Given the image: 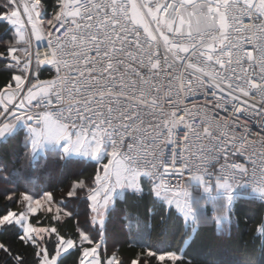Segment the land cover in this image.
I'll return each mask as SVG.
<instances>
[{
  "label": "snow or ice",
  "instance_id": "1",
  "mask_svg": "<svg viewBox=\"0 0 264 264\" xmlns=\"http://www.w3.org/2000/svg\"><path fill=\"white\" fill-rule=\"evenodd\" d=\"M46 4L0 0L7 33L0 62L10 70L0 89V146L20 142L23 132L33 153L52 151L61 162L76 154L99 168L70 185L61 201L52 192L37 197L25 190L13 203L31 201L27 213H0V236L14 230L34 249L37 264H124L116 252L101 251L107 253L103 238L116 190L159 203L162 222L175 213L187 225L183 243L190 245L199 235L188 227L198 210L185 184L203 196L225 193L227 216L217 218L223 231L232 216L233 184L244 180L264 190V0H54L50 16ZM249 153L250 163L238 162ZM82 191L95 235L78 219L75 237L32 223L44 203L50 213L57 205L53 220L74 219L63 201ZM141 223L126 214L119 220L130 234ZM258 232L264 238V223ZM53 238L50 251L44 241ZM0 250L11 252L4 244ZM145 255L183 261L177 252L149 248ZM234 264L254 261L245 254Z\"/></svg>",
  "mask_w": 264,
  "mask_h": 264
},
{
  "label": "trees",
  "instance_id": "2",
  "mask_svg": "<svg viewBox=\"0 0 264 264\" xmlns=\"http://www.w3.org/2000/svg\"><path fill=\"white\" fill-rule=\"evenodd\" d=\"M53 3L54 0H47L45 10L49 16ZM6 38L7 33L3 27H0V41ZM3 47L0 43V49ZM9 75L10 70L5 67L3 62H0V89L9 82ZM41 78L47 79L49 74L43 72ZM20 129L21 127H18V131ZM25 138L22 132L20 142L0 146V176L5 179L10 177L7 183H0V213L8 210L19 211L21 205H15L13 200L20 197L18 192H25L27 185L40 188L41 191L37 194L39 196L44 192H52L54 199L61 201L63 192L70 185L77 180H89L96 172L95 164L69 159L61 162L55 158L56 154L52 151L29 163V157L26 155L27 148L23 145ZM5 165L8 167L7 172L4 170ZM22 172L24 175L20 176ZM12 174L16 178L15 183L11 179ZM55 174L58 175V178L50 180V176ZM27 178H32L33 183H26ZM236 188L240 189L241 187ZM241 189L243 190V188ZM6 191L12 193L11 199L6 198ZM243 192L250 191L244 189ZM117 200L115 210L109 215L110 224L107 235L103 238L106 240L107 253H103L102 246V255L116 252L124 264H127L130 258H140L145 261V264H171L168 261L172 259L170 256L151 257L145 255L146 251L151 248L161 254L183 253L181 264H234L245 254L252 256L254 264H264V248H262L264 238L258 232L260 224L264 223L263 200L246 195L237 197L232 208L230 223L224 226L223 231L214 220L209 223L189 225L188 227H194V234L196 229L199 232L195 242L190 245L183 243L187 225L178 220L175 213L162 222L160 219L161 205L150 197L137 200L131 196L125 198L124 195H121L117 197ZM63 202L67 203V207L74 213V219L69 220L66 218V214L62 215L61 213V221L53 220L52 216L57 208L54 203L51 213L47 211L48 204L47 207L39 209L37 214L31 217L32 223L39 227L57 226L64 235L75 237L78 231L76 224V219H78L80 227L95 235V229L91 228L88 223L90 217L86 213L89 205L85 199V192H80L75 201L65 200ZM146 209L150 215L147 219H145ZM122 214L132 217L139 216L142 221L140 229L131 234L121 230L119 220L122 218ZM44 242L48 243L51 251L55 243L54 238ZM0 244L7 245L11 249V252L7 254L0 250V264H37L34 249L16 239L14 230L6 231L4 235L0 236ZM16 255L22 257L21 261L17 262L14 259ZM65 264H70V262L66 261Z\"/></svg>",
  "mask_w": 264,
  "mask_h": 264
},
{
  "label": "rangeland",
  "instance_id": "3",
  "mask_svg": "<svg viewBox=\"0 0 264 264\" xmlns=\"http://www.w3.org/2000/svg\"><path fill=\"white\" fill-rule=\"evenodd\" d=\"M3 46L4 45L2 44V47ZM19 127H21V129H22L23 125L21 124ZM24 132H26V129H24ZM26 141H27V138H25V140H23V145L24 146L26 145ZM46 153H47L46 151H44V150H42L40 148H38L34 153H33V151L30 148H27L26 149V155L29 157V161L28 160L27 161L29 163H32V162L36 161L38 158H40V156L46 155ZM67 159L73 160V161H83V162H88V163H91V164H95L97 166L96 171L99 168V166L96 164L95 161H92V160H90L87 157H81L79 155L72 154ZM23 173L24 172L20 173V176L21 175L23 176L24 175ZM20 176H19V178H20ZM9 178L10 177H7L6 180H8ZM57 178H58V175L55 174V175L50 176L49 179L50 180H56ZM11 179H13V183H15L16 178H15V176H13V174L11 176ZM9 185H10V183H9ZM25 189H26V191L30 192L32 196L39 197V195H37V194L40 193L39 192V191H41L40 188H37L34 185H29V186L27 185ZM188 190L190 191L191 197H192V199L195 202L194 207L198 210L197 211L196 224L209 223L210 221L214 220V221L217 222L218 225H220L219 224V220L217 218L223 219V218H225L227 216V211H226V208H225V200H224L225 193L222 192V191L213 190L210 193V196H203L201 188H190V187H188ZM13 191H15V190H13ZM243 191H244V189L242 190L241 188L239 189V188H236L235 186H233L232 195H233L234 201H235V199L237 197L244 196V195L264 201V195H261V194L255 193V192L244 193ZM18 193H19L20 197L23 194V193H20V192H18ZM115 195H116V197L121 196L122 195L121 191L119 189H117L116 192H115ZM202 196H203V198H202ZM26 202L27 203H31V201L21 200V203H20L21 207H20L18 212L24 211L25 213H27V209L25 208V203ZM44 206L47 207V203H44V205L42 206L41 209H43ZM205 206L208 207V209H207L208 213L204 212V207ZM32 211L33 212L36 211V206L35 205H33ZM7 219H9V217H5V220H7ZM36 235L40 236V235H42V233L37 231Z\"/></svg>",
  "mask_w": 264,
  "mask_h": 264
},
{
  "label": "built area",
  "instance_id": "4",
  "mask_svg": "<svg viewBox=\"0 0 264 264\" xmlns=\"http://www.w3.org/2000/svg\"><path fill=\"white\" fill-rule=\"evenodd\" d=\"M256 140H259V137H256ZM257 149L259 150V145H257ZM251 155V153L245 155V157H243L240 161L238 162H244V161H248V156ZM250 163V161H248ZM249 172H251V168H249ZM233 186L235 187H241L245 190H248L250 192H255V193H258V194H261V195H264V190H259L257 189L254 185H252L251 183H247L245 182L244 180H240L238 182H235L233 184ZM185 187H189L185 184ZM190 188H199V187H196V186H190Z\"/></svg>",
  "mask_w": 264,
  "mask_h": 264
},
{
  "label": "crops",
  "instance_id": "5",
  "mask_svg": "<svg viewBox=\"0 0 264 264\" xmlns=\"http://www.w3.org/2000/svg\"><path fill=\"white\" fill-rule=\"evenodd\" d=\"M70 246V245H69Z\"/></svg>",
  "mask_w": 264,
  "mask_h": 264
}]
</instances>
